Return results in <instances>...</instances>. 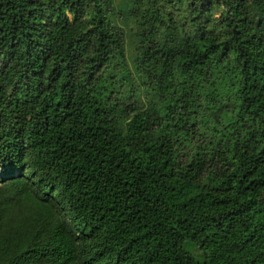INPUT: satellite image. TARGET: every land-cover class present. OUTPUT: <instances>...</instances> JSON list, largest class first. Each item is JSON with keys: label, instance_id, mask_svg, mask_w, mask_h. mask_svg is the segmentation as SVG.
I'll use <instances>...</instances> for the list:
<instances>
[{"label": "trees", "instance_id": "16d2710c", "mask_svg": "<svg viewBox=\"0 0 264 264\" xmlns=\"http://www.w3.org/2000/svg\"><path fill=\"white\" fill-rule=\"evenodd\" d=\"M0 264H264V0H0Z\"/></svg>", "mask_w": 264, "mask_h": 264}]
</instances>
